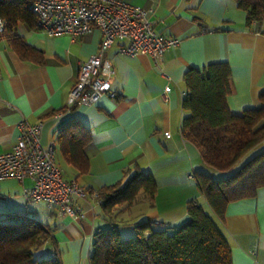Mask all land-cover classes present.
Returning <instances> with one entry per match:
<instances>
[{"label": "crops", "instance_id": "0c3cea01", "mask_svg": "<svg viewBox=\"0 0 264 264\" xmlns=\"http://www.w3.org/2000/svg\"><path fill=\"white\" fill-rule=\"evenodd\" d=\"M144 8L155 31L176 36L180 42L161 60L117 53L116 45L104 55L112 62L114 98L103 96L94 104H67L79 64L98 51L101 34L93 29L82 36L49 35L19 22L15 32L40 55L22 58L0 34V153L12 149L19 133L18 121H42L41 143H55V163L65 180H75L88 190L118 183L126 171L149 172L156 185L153 206L138 199L120 204L116 224L150 221L154 228L179 226L189 220L186 204L194 200L214 217L231 248V264H264V186L255 196L228 203L224 217L212 214L198 190L194 174L220 179L224 172L205 164L199 149L185 140L180 125L185 111L181 90L191 68L226 61L231 70L226 97L233 113L264 106V23H246V12L234 0H123ZM41 59V62H40ZM171 87L168 99L161 94ZM78 119L90 133L84 147L85 172L65 161L56 140L57 130ZM165 132L169 134L166 135ZM23 182L0 180V216H25L51 230L37 251L58 257L61 264H90L94 233L109 226L106 212L92 196L78 199L82 218L63 214L41 201H28ZM156 221V223H155Z\"/></svg>", "mask_w": 264, "mask_h": 264}, {"label": "trees", "instance_id": "16d2710c", "mask_svg": "<svg viewBox=\"0 0 264 264\" xmlns=\"http://www.w3.org/2000/svg\"><path fill=\"white\" fill-rule=\"evenodd\" d=\"M30 1L0 0V16L4 21L0 34L6 36L22 58L33 53L40 55L39 50L15 32L19 22L36 27ZM234 1L246 12L247 24L264 23V0ZM230 75V66L223 61L191 68L183 76L185 115L180 132L199 149L205 164L225 173L220 179L201 172L194 174L207 206L220 220L228 203L253 197L264 186V149L244 159L252 149L264 144V106L231 112L226 103ZM259 100L264 103V89ZM55 136L65 161L80 173L85 172L88 129L78 119H70ZM97 194L110 224L94 233L90 264H231L228 241L214 217L194 200L186 204L189 220L184 224L154 228L150 221H138L135 234L127 240L121 239L119 227L128 223H115L116 206L131 204L140 195L153 206L156 185L149 172L126 171L121 181L102 186ZM50 237V228L33 219L0 216V264H61L56 256H35Z\"/></svg>", "mask_w": 264, "mask_h": 264}, {"label": "built area", "instance_id": "2783aa9c", "mask_svg": "<svg viewBox=\"0 0 264 264\" xmlns=\"http://www.w3.org/2000/svg\"><path fill=\"white\" fill-rule=\"evenodd\" d=\"M29 8L36 17V27L49 35L67 33L75 37L93 29L101 34L98 51L79 64L76 82L67 98L70 108L94 104L103 96H116L111 84L113 65L104 55L111 46L116 45L118 54H144L159 61L180 42L176 36L155 31L144 8L123 0H31ZM3 28L0 16V32ZM170 91V86L164 88L161 96L165 101ZM180 94L184 97L186 90ZM17 127L19 133L12 149L0 153V180L16 178L23 182L26 177L31 178L32 186L24 190L28 201L44 202L75 218L84 216L78 199L92 196L101 202L97 191L63 179L55 163V143H41L42 121L29 123L22 118Z\"/></svg>", "mask_w": 264, "mask_h": 264}, {"label": "rangeland", "instance_id": "374dc122", "mask_svg": "<svg viewBox=\"0 0 264 264\" xmlns=\"http://www.w3.org/2000/svg\"><path fill=\"white\" fill-rule=\"evenodd\" d=\"M264 149V144H259L257 147H255L254 149H252L246 156L244 159H247L248 157H250L252 154L260 151ZM243 159V160H244ZM242 160V161H243ZM139 199H142L141 195L139 196ZM146 200V199H145ZM147 201V200H146ZM139 223L137 222V220H132L130 223L126 224V225H120L119 227V231H120V237L122 240H127L128 238H130L131 236H133L135 234V225ZM182 224H179V226ZM169 230V229H167ZM35 256L36 257H40L37 253V251L35 252Z\"/></svg>", "mask_w": 264, "mask_h": 264}]
</instances>
